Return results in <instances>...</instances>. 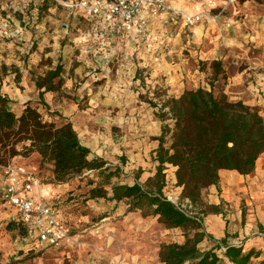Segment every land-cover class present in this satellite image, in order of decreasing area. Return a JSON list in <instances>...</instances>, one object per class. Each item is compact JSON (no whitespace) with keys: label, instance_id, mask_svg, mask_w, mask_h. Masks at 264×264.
Segmentation results:
<instances>
[{"label":"crops","instance_id":"0c3cea01","mask_svg":"<svg viewBox=\"0 0 264 264\" xmlns=\"http://www.w3.org/2000/svg\"><path fill=\"white\" fill-rule=\"evenodd\" d=\"M166 2L169 11L153 17L148 7H142L132 26L118 31L108 25L106 14L92 18L82 8H65L59 0H0V98L9 101V110L17 116L31 106L47 122L72 123L81 143L90 149L91 159L138 174L140 183L156 174L157 139L168 125L140 98L150 84L155 90L165 83L167 99L179 98L186 90H209L206 79L211 70L201 72L199 62L221 61L228 76L224 92L231 100L257 108L264 118V7L234 8L227 17H203L202 23L189 28L178 12L198 14L206 0ZM217 2L216 10L222 3ZM184 50L192 60L184 58ZM58 67L62 73L52 84L56 87L61 79V87L39 88L38 81ZM13 162L39 178L41 185L31 195L35 201L53 208L71 235L89 234L83 230L89 213L75 214L74 206L67 203L77 197L80 177L56 183L52 165L42 167L38 154ZM175 172L169 167L166 174L177 185ZM220 177L219 185L210 187L204 200L222 213L203 214L206 232L217 243L228 237L230 244L259 254L252 262L264 264V154L251 175L222 171ZM101 205L87 203L96 211ZM11 222L19 223L20 217L3 199L0 174V263L20 261L33 250H46L47 255L54 249L40 247L37 234L22 236L8 230Z\"/></svg>","mask_w":264,"mask_h":264},{"label":"trees","instance_id":"16d2710c","mask_svg":"<svg viewBox=\"0 0 264 264\" xmlns=\"http://www.w3.org/2000/svg\"><path fill=\"white\" fill-rule=\"evenodd\" d=\"M223 64L213 62V80L210 89L186 90L179 98H169L160 113L163 122L170 116L173 127L164 126L157 140L155 152L156 174L144 184L133 185L115 182L122 169L109 167L100 158L91 159L72 123L61 126L45 121L41 113L28 106L22 115L9 110V101L0 98V164L7 165L17 158L41 157L42 167L52 165L54 181L67 183L87 172H99L101 182L88 192L89 200L126 203L129 212L140 213L144 218L154 217L168 230L184 232L183 244H164L159 258L162 264H253L256 254L245 252L243 247L229 243L225 237L217 240L204 228L201 215L189 216L165 194L166 171L176 169L177 186L182 189L181 199L197 208H209V214H221L217 206L205 203V193L218 186L222 171H235L247 176L254 173L257 161L264 154V118L257 108L243 101H234L216 81L223 75ZM62 67L38 81L39 88L55 90L52 81L60 77ZM106 187H110L108 190ZM8 230L27 235V229L11 222ZM205 241H215L209 250H202Z\"/></svg>","mask_w":264,"mask_h":264},{"label":"rangeland","instance_id":"374dc122","mask_svg":"<svg viewBox=\"0 0 264 264\" xmlns=\"http://www.w3.org/2000/svg\"><path fill=\"white\" fill-rule=\"evenodd\" d=\"M59 1L65 8L69 9L71 8L69 7L70 4L80 0ZM217 1L219 0H216L214 9L209 13L208 10L204 8L203 12H207L203 16L204 19L207 17L210 20H218L221 17H227L230 12H233L234 8L247 9L251 8V5L257 8L264 7V0H234L232 3L230 0H221V7L216 10ZM180 12H183V10ZM241 16L240 13L237 15V21L240 20ZM202 22L201 20L200 23ZM178 23H180V21H178ZM195 26L189 28H194ZM181 39H183V41L185 40L183 34ZM183 56L184 58L192 60L190 59L191 54L188 50L183 51ZM221 63L223 64V70L227 76L226 65L223 62ZM212 64L213 62L205 63L200 61L198 67V70L201 72L204 71L205 73H207L210 68L212 75L206 79V83L209 86L211 80L214 78ZM194 65L197 64L195 63L193 66ZM194 67L197 69L196 66ZM230 71H232V69H230L229 72ZM145 78L144 76L141 77L142 81H145ZM218 81V83L216 81L217 88L225 90L224 88L227 80H225L224 76L220 75ZM147 85H149V83H147ZM148 88L149 89H147V87L144 88L146 90L141 93L140 98L154 109L153 112L156 116L159 117L160 113L167 115V111L162 112L159 107L168 100L165 83L159 85L155 90L152 89L151 84ZM168 118H170V116L166 117L165 122L161 121L163 125L168 124L172 128L173 122ZM159 119L161 118L159 117ZM79 177L81 178L79 181L82 183V186L78 188L79 193L77 197L69 198L67 203L70 206H74L75 214H77L78 211L80 215L82 214L81 216L85 215V212L89 213V223L86 228H83V230H87L89 234H70L71 240L60 248L53 247L54 249L51 250L50 254L46 255L48 252L46 250H33L28 252L22 260L11 264H17L19 262L24 264H162L159 258L162 245L173 243L183 244L185 242V235L182 230H168L158 221V218H144L140 213L129 212V206L126 203L118 204L116 202L110 203V201L105 200H89L88 192L101 182L99 172H87ZM139 177L140 175L138 174H130L122 170L120 178L115 179V182L130 185L134 184L136 182L135 180ZM167 182L165 194L168 199L174 204L183 202L184 200L181 199V191L178 189V186L170 183L168 179ZM106 188L108 190L110 189V187ZM89 201H95L96 203L102 202L101 210L96 211L95 207L89 208V206H87ZM82 208L89 209L81 212ZM202 210L206 212V214L210 211L207 207L200 209L194 206L193 212L200 215ZM201 219L203 222V215H201ZM108 224L112 227L106 230V228H109L105 227ZM91 232L93 234H90ZM215 245L216 243L214 241H210L204 243V245L200 247L204 251Z\"/></svg>","mask_w":264,"mask_h":264},{"label":"built area","instance_id":"2783aa9c","mask_svg":"<svg viewBox=\"0 0 264 264\" xmlns=\"http://www.w3.org/2000/svg\"><path fill=\"white\" fill-rule=\"evenodd\" d=\"M193 3L196 0H186ZM234 0H230L232 3ZM216 0H206L205 9L208 13L214 9ZM71 8H82L89 17H97L106 14L109 26L118 31L130 28L138 16L142 7L149 8V14L153 17L169 11L166 0H112L101 1L95 4L88 0H80L69 5ZM182 15L186 27H193L200 23L204 14L200 12ZM87 53V51L85 52ZM160 109L163 108L159 106ZM168 111V109L163 110ZM2 176V196L8 207L13 209L20 217V222L28 233L37 234L40 247L52 246L62 247L71 240L70 233L63 227L61 221L56 217L53 208L42 200L35 201L31 196L41 183L39 178L33 174L25 165L11 162L7 165L0 164ZM185 214L196 216L193 212L194 206L188 200L176 204Z\"/></svg>","mask_w":264,"mask_h":264}]
</instances>
